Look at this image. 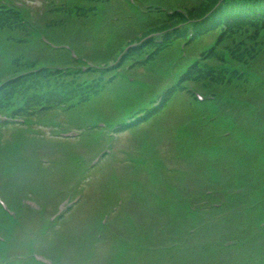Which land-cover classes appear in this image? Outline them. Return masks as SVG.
I'll use <instances>...</instances> for the list:
<instances>
[{
	"label": "rangeland",
	"instance_id": "obj_1",
	"mask_svg": "<svg viewBox=\"0 0 264 264\" xmlns=\"http://www.w3.org/2000/svg\"><path fill=\"white\" fill-rule=\"evenodd\" d=\"M22 1L31 7L36 16L34 19L40 23H43L45 13L48 19L53 18L48 11L51 12L54 2H61ZM70 1L78 0H62ZM127 5L130 4L125 0H106V5L103 2L78 5L61 16L68 27L46 28L43 35L54 41L57 40L56 35H61L66 39L61 47L76 53L85 49L84 52L93 60H100L103 36L106 35L107 45V42L126 40L134 33L133 25L137 20H129L125 16L127 10L122 8ZM88 8L93 11H83ZM133 9L137 11V6ZM5 35L0 30V56L6 48ZM212 39L210 36L209 40ZM183 44L181 42V47H177L179 50L158 57L148 66L126 68L120 77L106 83V89L87 104L70 111L57 108L48 113L46 119L34 121L32 128L0 125V234L6 227L8 235L1 246L9 249L0 257H26L33 251H40L53 258L56 264H264V234L258 233L264 222V208L258 209L254 227H248L238 215L221 222L219 211L203 210L206 216L202 211V208L225 201L233 205L235 198L251 196L241 207L264 198L263 185H259L262 179H241L223 189L229 177L221 180L217 174L223 172L221 169L212 168V172L200 174L213 166V159L193 150L198 157L186 147L183 133L188 131L193 133L189 135L193 140L192 147L199 143L217 144L221 137V146L226 145L230 149L235 145L238 135L233 128L226 126L221 129L219 126L223 119L218 118L219 105L223 103L218 105L214 101L206 104L204 114L198 115L195 110L189 112L185 101L179 100L143 127L120 133L113 130L116 125L135 117L132 109L141 100V96L137 97L136 81L146 79L156 86L170 80L161 78V74L176 76L170 64L175 58L187 55L186 51L182 52ZM236 47L239 48L240 44L236 43ZM29 52L34 56L42 54L35 49ZM211 62L232 68L231 62L229 65L219 64L216 60ZM3 64L0 61V65ZM117 72L115 69L108 71L106 80L116 77ZM85 86L86 82L81 85ZM202 90L206 91L207 87ZM237 93L243 100L249 99L253 103L244 117L246 138L262 139L260 144L264 148V86L250 83ZM228 106L232 109V105ZM95 124L106 125V130L98 129L99 132L93 134L89 127ZM68 132L78 134L79 138L62 137ZM173 145L183 149L182 154L188 151L186 156L183 158L181 152L176 151L178 160H175L171 152ZM104 148L111 156L89 172L90 160ZM250 148L248 158L225 152V155L232 156L227 164L234 168L239 163L255 165ZM210 151L216 153L215 148L210 147ZM102 155L106 157V152ZM161 157H164L162 161ZM152 161L156 166H152ZM141 164L146 165V170L141 168ZM159 165V174L153 173L154 181L150 178L149 169ZM107 168L111 171L110 176ZM175 168L179 171L173 176ZM181 171L184 175L176 180L175 176ZM160 172L162 179L168 181L160 178ZM171 178L173 181L169 180ZM216 187L222 189L217 190ZM234 188L241 191L231 195ZM77 193L82 194L78 204L49 229V215L55 212L59 202ZM121 201L124 202L121 204ZM65 204L62 203L63 206ZM116 206L123 210L121 215ZM33 209H39L44 217L34 215ZM105 214L108 215L106 221L103 220ZM207 219L209 224L205 226L209 227L201 230L205 227L200 228L203 221ZM193 229L197 230L193 233ZM233 238L238 239L235 246H221L225 240Z\"/></svg>",
	"mask_w": 264,
	"mask_h": 264
},
{
	"label": "trees",
	"instance_id": "obj_2",
	"mask_svg": "<svg viewBox=\"0 0 264 264\" xmlns=\"http://www.w3.org/2000/svg\"><path fill=\"white\" fill-rule=\"evenodd\" d=\"M83 1L87 2V5L83 6H90L93 2L96 4L106 2V0ZM145 4H157L165 9ZM236 4H240L241 7L244 4V8L237 10ZM130 5L123 7L122 10L133 13V18L139 21V24H135V27L139 29L138 38L132 37L131 40L136 44L127 48H124L120 41L106 45V36H103L99 52L100 61L105 65L102 71L93 67H87L86 71L82 70L84 63L80 58L73 57L68 49H54L31 32H27L23 38L25 35L23 31L27 30L21 24L18 13L1 9L0 30L6 33L5 46L11 50L8 51L9 54L7 52V57L2 59L4 61L2 66H8L9 69L0 68V71L5 73L0 74V78L6 77L0 81V113L12 110V113L22 114L30 119L33 117L39 119L59 108L62 103L66 104L67 111L73 110L99 96L106 89V83L116 80L126 68L148 66L158 57L177 49L181 42H184L182 52L186 51L187 55L175 58L174 63L170 64L176 76L163 73L161 78L170 80L156 84V86L146 79L136 81L137 97L141 96V100L137 101L136 107L132 109V115L143 112L141 115L143 119L131 124L125 122L118 124L113 128L114 132L120 133L143 127L179 100L185 101L189 112L195 110L198 115H203L204 104L199 102L195 95V90H201L207 96H215L218 105L219 102L223 103L222 106L219 105L218 118L223 117L219 126L221 129L226 126L232 127L238 137L235 145L230 149H227L226 145L221 146L222 137L217 144L214 142L206 145L199 143L200 147L197 145L198 148H196L192 147L193 140L189 138V135L193 133L188 131L183 133L186 137L185 144L188 151H198L205 158H212L213 165L217 163L225 170V176L230 175L225 181L226 185L222 186L223 189L232 185L237 178L246 181H251L256 177L264 179V160L261 158L264 155L262 153L264 148L260 145L262 139L255 138L251 150L255 157L253 160L256 162L255 165L245 164L244 169L236 171L227 164L232 156L225 155V152L238 154L242 158H248L251 155L245 146L248 140L247 131L244 128L246 123L244 117L248 115L247 110L253 107V103L249 99L243 100L237 91L250 83L264 86V0H138V8H141L135 12H132L135 6ZM76 6L78 5L72 8ZM72 8H65V11L70 13ZM83 11L91 12L93 9L88 8ZM250 12H253V15L243 14ZM191 19L195 21L192 34L188 33L187 25L184 24ZM179 24L182 26L179 27ZM64 25L61 19L45 24L46 28L52 30L68 27ZM88 25H91L89 21ZM152 32L159 33V35L145 38ZM215 32L217 34L214 37ZM210 36L213 38L211 41ZM236 43L240 44L239 48L236 47ZM32 48L43 50L45 55H31L29 50ZM229 59H232V62ZM213 60L218 61L219 64L229 65L231 62L232 68L213 64L211 62ZM42 61L46 63V67L37 69ZM111 62L116 63L109 65ZM237 67L245 69L251 73V76L241 74V70ZM35 69L37 70L34 71ZM114 69L118 71L116 77L106 80L108 71ZM23 72L28 73L21 74ZM80 80L83 82L81 83ZM85 82L87 85L84 88L81 87ZM66 84L69 86L67 87ZM189 86H192L193 90H190ZM205 87L207 90L203 91L202 88ZM156 98L160 100L155 101ZM156 102L157 105L153 107ZM228 105H232V109ZM98 129L94 127L92 130ZM176 134L180 136L179 133ZM211 146L215 148V154L210 151ZM181 150L183 149L179 146L173 145L174 154L172 156H176L177 151V153L181 152L184 158L188 151L182 154ZM108 156L111 155L106 154L96 168ZM197 156L200 157L198 154ZM140 166L145 169L146 165L141 164ZM108 170L110 176L111 171ZM162 177L163 174L160 172V178ZM175 177L177 180L180 179L178 175ZM162 180L168 181V179ZM169 180L173 181L172 178ZM247 183L255 184V182ZM259 185H263L264 189V182ZM222 188L216 187L219 190ZM259 208H264V200L258 204L257 209L242 210V214L246 217L244 218L245 224L248 227L256 225L258 217L255 215ZM207 227L209 226H205L204 229ZM258 233L263 234L264 228ZM221 246L223 247L222 244Z\"/></svg>",
	"mask_w": 264,
	"mask_h": 264
}]
</instances>
